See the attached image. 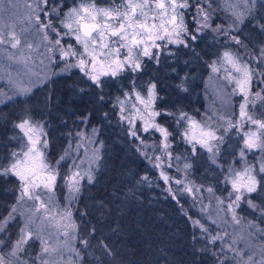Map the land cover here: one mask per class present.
<instances>
[{
    "label": "rangeland",
    "instance_id": "obj_1",
    "mask_svg": "<svg viewBox=\"0 0 264 264\" xmlns=\"http://www.w3.org/2000/svg\"><path fill=\"white\" fill-rule=\"evenodd\" d=\"M55 2L56 0H50V3ZM58 2L62 6V12L67 11V8L74 4V0H58ZM95 2L99 7H109L113 0H95ZM114 2L119 4L120 0H114ZM190 2H193V0H190ZM233 2L238 3L239 0H233ZM262 5H264V0H256L253 9V14L256 18L264 17V6ZM212 7L215 10L214 13L216 12L219 15L221 13L222 15H220L221 19H214L213 14V27L221 25L224 29H228L233 17L225 8V0H214ZM34 8L35 0H0V29L5 32L14 30L21 39V45L15 49L7 44H0V115H6L9 108L17 111V118L12 123L14 132L6 139L7 148L1 150L0 167L7 166L11 160V153L20 151L27 142L26 137L15 127V124L21 119L31 118L34 122L44 125V131L47 133L48 140V149L46 151L48 160L54 162L65 155V153L68 155L60 163V177L56 181L54 190L42 195V199L46 203L50 200V215L55 217L51 220H44L43 236L45 239H50V242L60 250L59 255L53 254L50 258L54 264H81L82 257L80 247L78 246L80 235L78 232L74 233L69 228L67 229L68 236H64L63 232L65 229L60 225L67 224L68 220H62L57 213H63L65 211L71 212V219L76 223L74 211L77 206V200L83 186L90 183L85 173H91L93 177L91 182L97 179V176L102 172L106 164L105 157L109 153L107 142H111V139L107 134H104L105 131L102 132L101 127L91 124L88 114L84 113L83 116H78L75 109L72 110L73 107L70 104L67 105V98L64 99L65 97L63 95L60 96L58 92L56 93L53 90L56 89V84L66 79L67 81H72L71 83L76 82L75 85H77L78 89L76 91L77 93H74L73 96L77 95L76 97L81 98L88 96L99 101L98 95L101 94L95 88L90 87V82L83 77L78 69H71L70 71L63 70L64 62L59 59V53L49 52L48 50L50 47L49 41L44 38L45 30L40 27V24L34 18ZM39 15L41 21L47 19L43 13H39ZM48 18L53 19L54 23L56 22L55 17ZM205 34H210L216 39L223 36L229 43L231 42L222 33L213 32L211 29L203 30L198 35V39ZM233 34L239 35L241 40L243 37L242 34H244L245 39L242 41L246 47L242 48L232 42L230 46L227 45L230 47L229 49L226 48L227 46H220L218 51H214L210 61L204 60L205 66H203L207 68V72L204 74V70H202V75L198 78L189 69L193 68L187 56L188 50H192L191 42L188 48L168 45L167 50L161 52L159 63L149 60L147 57L143 59V72L148 67V70L151 67L155 70L162 60H169L171 62L175 56L177 60H180L185 65L184 67L186 68L183 69L188 70L182 72V76L180 75V71L175 67L168 68L166 71L168 74L173 73L175 78L179 75V78H176L177 82L173 79L176 82L175 86L179 92L189 94V96H184V99L187 97L189 100H195L194 102H190L193 105L189 109H186L181 104L180 107L164 110L165 112H172L176 117L179 116L181 111L186 112L188 115L200 121L212 117L211 123L214 127L223 123L219 119L220 117L232 119L233 122L237 121L239 119V106L244 103V97L239 92L233 93L232 89L234 85L223 79V70L220 73H213L210 67L213 62H216L219 67L218 57L225 50H230L238 53L242 61L250 63L254 69H257V75L252 80L251 92L248 97L249 103L246 110L255 117L264 118V99H253L255 93H260V96L264 97V68L254 59L258 55L257 50L260 47H264V33H261L254 27V22L249 23V20L246 19L244 24L240 25L239 33L233 30ZM48 36L52 38L50 32ZM68 43L74 44V41L65 37L62 44L66 45ZM28 44H31L32 48H28ZM169 53L172 54L170 55ZM147 72L143 75H146ZM188 72L191 73L189 76L186 75ZM135 74L128 72L116 78H105L106 82L110 84L115 83V86L119 87V91L115 93L114 98L110 97L106 92H103L104 99L101 101L110 97L113 100L112 105L115 107L117 105V98L123 99L124 93L131 91L132 82H136ZM152 76L155 78L156 74ZM125 78L130 81L131 85L129 86L131 88L127 87L128 89L126 91H122V88L126 87V84L123 83ZM148 82L146 80L143 86H136L137 89L142 91ZM181 84H183L184 88H187V91L181 89ZM191 85L196 86L194 92H192L194 94L190 93ZM21 89H29V91L25 94ZM157 92L160 97L159 99H162L158 85ZM55 100L56 102L54 103ZM158 100L156 107L159 109L161 106ZM108 110V113L102 109L97 113L100 117L98 121H101L103 117L104 120L107 119L109 122L118 123L122 135L128 137V126L126 123L120 121L119 111L116 110V113H114L112 109ZM157 120L159 119L157 118ZM163 125L166 126L165 124ZM173 125L174 130H170L174 133L172 148L170 149L172 152L171 160H167L161 156V151L158 147L160 136L155 132L141 134V138L145 143L144 145L138 144L139 155L149 161L151 160L153 165L157 163L154 158L161 156L162 163L160 167H155L159 168L164 175L169 177L167 185L170 191H175L189 203V208L193 213L191 220L194 227L199 230L202 238L209 242V246L220 257L219 263L217 264H260L264 260V215L259 210L241 203L239 208L236 209L237 218L240 220V223L233 221L231 219V213L227 212L226 209H222V206H218L216 203L217 197L226 198L229 191L228 187L222 182L220 169L217 165L212 164L209 159V153L206 150L198 149L197 154L195 156L192 155L190 150L191 146L181 139L180 134L185 127L183 122L180 125L174 122ZM136 127H140L139 121H136ZM248 127V125H245V129ZM92 129L98 130V135L93 139L102 141V147L98 143L89 142V138L92 137ZM78 133H84L85 136L82 138ZM129 137L139 142L134 137ZM124 138L126 139V137ZM115 139H120V137L115 135L112 140ZM53 140L57 142L58 153L54 159H51L49 149ZM241 146V137L235 134V130L229 132L225 137V144L221 148L218 163L223 164L225 168L229 166L241 167L242 162L238 157V151ZM98 147H100L99 159L94 155V150ZM262 160H264V153L253 150L247 154V163L249 164L259 165ZM73 161L75 162V167ZM233 161L235 164H233ZM186 163H190L192 167L186 170L184 168ZM169 164L171 167H169ZM75 170H79L81 175L84 176L80 181V191L78 193L70 191L67 183V176ZM15 179L17 180L18 187L11 209L13 206L16 207V219L9 223L7 234L0 233V237H3L6 242L15 241L19 227L34 211L33 201L17 203L20 195L21 182L17 177ZM176 180H181L183 183L177 184L175 183ZM186 186H192L194 189L199 187L200 191L186 192L184 191ZM209 186L214 188V194L208 193L205 190ZM252 198L254 203L262 205V202H264V193H254L252 194ZM10 211L3 218L8 217ZM20 213H23V216ZM35 215L43 219V210L40 213H35ZM196 221L204 225L208 229V232H202L200 227L195 224ZM10 225L16 228L13 235H11L9 230ZM218 235L222 237V240L213 242L211 237ZM73 236H77L78 238L73 239ZM29 245L30 247L27 248L28 254L24 259H27L29 264H32L33 261H35V264H40L38 259L40 255L39 242L30 241ZM229 245H231V250L229 249ZM72 249L79 251V258ZM9 251L10 248L0 249V252H3L6 257ZM249 257L252 258L251 262L249 261ZM7 258L11 259L10 257Z\"/></svg>",
    "mask_w": 264,
    "mask_h": 264
},
{
    "label": "snow or ice",
    "instance_id": "obj_2",
    "mask_svg": "<svg viewBox=\"0 0 264 264\" xmlns=\"http://www.w3.org/2000/svg\"><path fill=\"white\" fill-rule=\"evenodd\" d=\"M213 3L214 0H193V2L190 0H120L117 4L113 0L109 7H99L95 0H74V4L69 6L67 11L62 12V6L58 0L55 3H50V0H35L33 13L40 27L45 30L44 38L49 41V52H58L59 59L64 62L63 70L78 69L90 82V87L101 93L98 99L103 100L102 93L107 86L105 78H116L128 72H141L145 57L159 63V56L162 51L167 50L168 45L188 48L190 42L196 41L198 35L205 29L222 33L229 41L242 48L246 46L239 35L233 34V30L239 33L240 25L244 24L246 19L249 23L254 22V27L264 33V17L256 18L253 14L256 0H239L238 3L225 0V8L233 17L228 29H224L221 25L213 27L212 19L215 11L212 7ZM189 9L195 10L192 20L196 27L193 30L189 29L184 18ZM39 13H43L47 19L41 21ZM48 17H55L56 22L54 23L53 19ZM49 32L52 38H49ZM65 37L73 40L74 44L63 45L62 41ZM0 44H7L15 49L21 45V39L14 30L5 32L0 29ZM27 47L32 48V45L28 44ZM257 51L258 55L254 59L264 68V47H260ZM218 60L219 67L216 62H213L210 65L211 71L220 73L223 70V79L234 85L233 93L239 92L244 97V103L239 106V119L235 122L232 119L220 117L223 123L214 127L211 123L212 117L200 121L186 112L181 111L176 117L172 112L162 111L156 107V102L160 98L157 84L151 81L142 91L137 89L133 81L131 91L124 93L122 100L117 98L116 106L120 121L128 126L127 134L138 140L140 145L145 143L141 138L142 133L159 134L158 147L161 156L167 160L172 158L170 149L174 133L158 122L157 118L173 116L177 125L183 122L185 127L180 134L181 139L191 146L192 155L195 156L198 149H204L209 153V159L220 169L222 182L229 189L226 198H216L217 205L231 213L233 221L240 223L236 209L241 203L259 210L264 215V202L262 205H257L252 198L254 193H264V160L259 165L247 163L249 152L256 150L264 153V118L255 117L246 110L252 80L257 75V69H254L250 63L242 61L238 53L230 50H225ZM180 87L183 91H187L183 84ZM21 91L27 94L29 89H21ZM257 98L264 99L260 93H255L253 99ZM136 121L140 122L139 128L136 127ZM245 125L249 127L245 129ZM15 127L23 133L27 142L20 151L11 153V160L7 166L0 167V175H14L18 178L21 183L17 203L33 201L34 211L19 227L15 241L6 242L3 237H0V249L10 248L7 257L11 258L8 259L3 252H0V264H29L24 257L28 254L27 248L30 247V241L40 244L38 257L40 264H54L50 258L53 254L59 255L60 250L50 242V239L44 238L43 231L44 220L55 217L50 215V200L46 203L42 195L54 190L56 181L60 177V163L68 154L65 153L54 162L48 160L46 155L48 140L43 124L34 122L31 118H24L15 124ZM232 130H235V134L242 140V146L238 151L239 160L242 162L239 168L235 166L225 168L223 164L218 163L225 137ZM78 135L82 138L85 136L84 133H78ZM97 135L98 130L92 129L89 142L98 143L102 147V141L93 139ZM100 147L94 150L97 159H99ZM161 156L154 158L157 162L156 167H160L162 163ZM233 164H235L234 161ZM73 165L75 167L74 161ZM169 167H171L170 164ZM191 167L190 163L184 165L186 170ZM85 175L91 182L93 179L91 173H85ZM161 175L165 181H168L167 175L164 173ZM83 178L79 170L72 171L67 176L70 191L78 193L80 181ZM142 179L147 181L148 177L144 176ZM175 183L183 182L176 180ZM205 190L211 194L215 191L211 186ZM184 191L199 192L200 188L186 186ZM41 210H43V219L35 215ZM16 213L17 209L13 206L8 217L0 219V233L7 234V227L16 219ZM20 215L23 216V213ZM57 215L62 220H68L67 224L60 225L65 229L64 236H68L69 228L74 233L78 232L79 226L72 221L71 212L65 211ZM195 224L202 232H208V229L199 221ZM94 231L95 228L92 229V232ZM77 238L73 236V239ZM211 239L215 242L222 240V237L218 235ZM80 243L85 248L89 245L87 239L80 240ZM102 247L107 250L108 246L102 245ZM229 249L231 250V245ZM72 251L78 258L80 257L79 251L75 249ZM249 261H252L251 257ZM32 264H35V261ZM260 264H264V260Z\"/></svg>",
    "mask_w": 264,
    "mask_h": 264
},
{
    "label": "trees",
    "instance_id": "obj_3",
    "mask_svg": "<svg viewBox=\"0 0 264 264\" xmlns=\"http://www.w3.org/2000/svg\"><path fill=\"white\" fill-rule=\"evenodd\" d=\"M194 13L193 9H189L184 17L190 30L196 26L192 20ZM220 15L215 12L214 19H221L222 15ZM207 35L201 36L198 41L191 42L192 50L187 52L189 62L193 66L189 68L190 72L197 78L202 75V70L204 74L207 72L204 60L210 61L214 51H218L220 46L225 47L231 44L223 36L216 39L210 34ZM242 35L244 40L245 35ZM228 46L227 49L230 48ZM184 66L176 56L171 62L162 60L155 70L152 67L148 70V67L144 72H137L135 84L140 87L146 80L157 82L162 97L158 100L161 106L159 109L162 111L176 109L181 104L189 109L193 105L190 102L195 100H189L187 97L184 99V96L189 94L179 92L175 86L179 75L175 78L173 73L168 74L166 71L168 68L175 67L181 75L182 72L188 71L183 69L186 68ZM146 71H148L147 76L143 75ZM191 73L188 72L186 75L189 76ZM148 74L151 75L148 76ZM153 74H156L155 78ZM71 82L63 79L53 90L60 96L63 95L64 99L67 98V101L65 100L67 105L70 104L78 116L88 114L91 124L101 127L102 132L105 131L104 134L111 139V142H107L109 153L105 157L106 164L102 172L94 182L83 186L74 211L80 240L89 241L88 247L85 248L79 240L81 264L219 263L220 257L215 254L216 251L194 227L191 220L193 213L189 203L175 191H170L167 181L161 175L162 171L156 168L151 160L139 155L137 147L139 142L122 135L118 123L109 122L103 117L101 121H98L100 117L97 113L101 109L106 110L107 113L108 109H112L114 113L118 110L116 105L113 107L112 98L119 91V87L115 86V83L106 82L107 86L103 92L112 98L97 101L93 97L73 96L77 93L78 87L75 85L76 82ZM123 83L126 87L122 88V91L131 88L129 86L131 83L126 78ZM196 86H190L191 94H194L192 92ZM16 112L9 108L6 115H0V155L1 150L7 148V137L14 132L12 123L17 118ZM158 119L169 130H174L173 116H161ZM115 135H118L120 139L112 140ZM56 143L53 140L50 145L51 159H54L58 153ZM144 176L148 177L147 181L142 179ZM17 187V180L13 175L7 177L0 175V219H3L10 211ZM93 228H95L94 232H92ZM9 230L13 235L16 228L10 225ZM102 245H107V250Z\"/></svg>",
    "mask_w": 264,
    "mask_h": 264
}]
</instances>
